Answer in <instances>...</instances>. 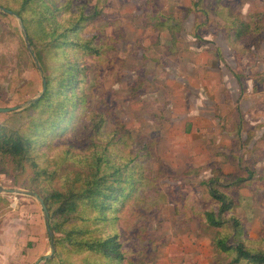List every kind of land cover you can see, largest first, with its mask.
Here are the masks:
<instances>
[{
	"label": "rangeland",
	"instance_id": "obj_1",
	"mask_svg": "<svg viewBox=\"0 0 264 264\" xmlns=\"http://www.w3.org/2000/svg\"><path fill=\"white\" fill-rule=\"evenodd\" d=\"M20 2L0 0V107L15 108L0 112V126L20 127L27 115L44 124L53 118L45 102L30 107L44 77L35 51L47 70L64 59L76 62V93L85 100H78L66 133H49L37 146L35 159L46 173L37 176L28 165L14 171L4 162L0 185L35 193L17 182L64 190L78 186L96 164L136 178L130 198L118 203L112 228L123 259L113 263L60 246L50 264H248L232 263L233 252L218 250L213 240L223 236L228 244L264 247V205L252 206L247 196L258 180L264 188V176L256 179L251 169L249 148L255 129L264 143V0H46L59 7L61 23L83 15L79 38L69 36L88 39L90 47L70 48L65 58L46 46L47 32L57 24L37 26L38 8L34 18L27 12L22 19L16 14ZM244 25L238 37L235 31ZM255 112L261 125L254 128ZM210 186L230 201L222 217L239 219L238 234L229 221L206 223L205 212L219 210ZM0 197L9 202L0 208V264H48L42 256L49 254L50 241L39 202L26 194ZM88 218L92 236L100 235L102 221ZM76 223L81 220H69ZM22 233L31 239L14 252L13 240Z\"/></svg>",
	"mask_w": 264,
	"mask_h": 264
},
{
	"label": "trees",
	"instance_id": "obj_2",
	"mask_svg": "<svg viewBox=\"0 0 264 264\" xmlns=\"http://www.w3.org/2000/svg\"><path fill=\"white\" fill-rule=\"evenodd\" d=\"M19 5L21 8L16 10V14L22 19H25L24 14L27 12L34 18L35 9L38 8L37 17L34 18L37 26L44 21L57 24L51 28L50 32H47L46 46L49 50L65 58L70 48L87 49L90 47L88 39H83L85 42L80 43L79 39L76 42L69 36L75 35L76 38H79L77 29L80 21L83 20V15L74 22L65 24L58 20L59 7L53 5L52 8L46 4V0H21ZM244 30H246L245 25L242 28L238 27L235 33L240 37L245 33ZM35 53L41 64L46 86L38 101L31 104L30 107H37L41 102H45V106L49 110L47 113L49 116L53 115V118L44 124V122H35L34 118L27 115L26 122L20 127L13 129L0 126V173L4 172L2 165L4 162L14 171L21 172L28 165L37 176L46 173L38 166L35 159L37 146L46 143L49 133L54 131H59V135L66 133L73 125V116L77 110L78 100H85L84 97H78L76 93L75 83L77 81L75 78L80 70L76 62L70 61L69 58L64 59L59 62L54 71L50 69L48 71L42 62L39 51H35ZM52 74H54L53 77ZM37 134H44L45 137L37 139ZM126 171H123V168H114L110 172L103 170L100 164H96L94 171L79 179L78 186L72 184L64 190L56 188L46 190L38 184L17 182L18 186L36 190L50 213V229L63 235L61 238L53 237L54 255L49 257L45 261L46 263L50 264L52 258H57L60 246L71 248L74 251L83 249L94 252L113 263L123 259L118 235L112 228L114 221L117 220V213L120 211L118 203L124 204L123 202L130 198L136 186V178L131 176L129 179ZM79 180L76 179V181ZM209 193L214 200L218 201L219 210L218 214L213 211L205 212L206 223L211 227H220L222 224L230 222L235 234L241 232L242 226L239 219L230 217L225 222L222 217L232 207L227 196L213 186H210ZM8 205L9 202H0V208L8 207ZM89 216L92 217V222L102 221L103 230L99 232L100 235L92 236L91 233L94 230L86 224ZM71 219H80L81 224H69ZM225 238L220 236L213 240V243L222 252L227 254L233 252L232 263L244 260L248 264H264V247L260 250H251L243 244V241H237L233 245L228 244ZM63 258L64 256L59 257L61 260Z\"/></svg>",
	"mask_w": 264,
	"mask_h": 264
},
{
	"label": "crops",
	"instance_id": "obj_3",
	"mask_svg": "<svg viewBox=\"0 0 264 264\" xmlns=\"http://www.w3.org/2000/svg\"><path fill=\"white\" fill-rule=\"evenodd\" d=\"M258 115H261V113L255 112L254 113V116H255L254 121L251 122V125L254 128L261 125V120L258 119ZM260 135L261 134H259V129H255L254 137L252 138V141L250 142V146H249V148L251 149V154H250V152H248V154H250V157H252L251 160H255V165L251 169H252V171L253 170L255 171L254 176L256 177V179H260V176H264L261 173L262 169L264 168V164H261V162L263 161V159H261V158H262V155H264V143H263V141L259 140ZM246 157H248V155ZM260 168H261V170H260ZM248 172H249V170H248ZM251 173H253V172H251ZM253 185H254V188L251 189L252 190L251 195L247 194V196H251L252 206H253L254 202L258 203V205H255V207L259 206L260 204L264 205L263 184H261L260 181L258 180ZM255 194H256V196H255ZM260 194H263V195L260 196ZM254 196H255V198H254ZM251 210L252 209H250V211ZM254 220L258 222L259 218L256 217V218H254ZM23 235H24V233L18 235L19 240L16 237L14 238L13 244H12V250L14 252L16 251L17 247H19V246L22 247L21 244L24 245V242L27 243L31 239V238H29L28 234H26V236H23ZM28 256H29V254H28ZM28 256L26 258L27 260L29 259ZM6 262H9L8 258H6Z\"/></svg>",
	"mask_w": 264,
	"mask_h": 264
},
{
	"label": "water",
	"instance_id": "obj_4",
	"mask_svg": "<svg viewBox=\"0 0 264 264\" xmlns=\"http://www.w3.org/2000/svg\"><path fill=\"white\" fill-rule=\"evenodd\" d=\"M8 12H11V11H8ZM12 13V12H11ZM38 64V63H37ZM46 81H45V78L42 77V91H41V94L44 92L45 90V86H46ZM41 94L39 96H37L36 98H34L33 100L31 101H36L38 100V98L41 96ZM15 108H2L0 107V112H8L10 110H14ZM18 193V194H26V195H32L38 202L43 211V216H44V221H45V224H46V229H47V234H48V239L50 241V252L49 254H45L42 256V259H48L54 252V244H53V234H52V230L50 229L49 227V214H48V210H47V207H46V204H44V200L42 198H40V196L35 193V192H28V191H25V190H17V189H9V188H4L3 186L0 185V193ZM38 261H36L34 264H37Z\"/></svg>",
	"mask_w": 264,
	"mask_h": 264
}]
</instances>
